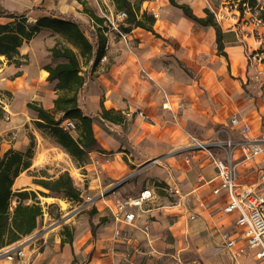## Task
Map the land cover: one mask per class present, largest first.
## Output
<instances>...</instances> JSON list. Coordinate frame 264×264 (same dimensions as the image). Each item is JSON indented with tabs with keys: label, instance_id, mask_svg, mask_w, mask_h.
Here are the masks:
<instances>
[{
	"label": "crops",
	"instance_id": "obj_1",
	"mask_svg": "<svg viewBox=\"0 0 264 264\" xmlns=\"http://www.w3.org/2000/svg\"><path fill=\"white\" fill-rule=\"evenodd\" d=\"M176 1L190 5L198 17L215 7V0ZM87 2L109 20L117 13L112 0ZM0 10L26 13L30 22L43 16L68 17L84 30L95 29L78 0H0ZM143 10L156 16L153 28L159 36L132 27L122 37L112 29L102 60L94 66L91 59L83 67L88 80L79 106L93 117L95 136L105 150L92 151L89 163L81 167L65 152L77 171L72 177L84 202L72 205L67 200L64 207L63 200L33 183L24 171L13 190L48 193L39 198L46 209L34 232L0 249V264H124L131 247L139 248L134 264H264L255 255L258 249L245 248L239 213L224 210L228 191L214 192L221 180L211 152L224 156L223 150L195 147L217 135L239 138L240 130L231 125L238 116L250 125L251 137L263 150L252 160L235 151L237 182L255 186L259 181L264 169V91L261 68L250 66L246 57V42L253 38L245 37L240 25L223 23L224 54L218 49L216 27L194 20L170 0L145 1ZM10 20L0 17V23ZM58 36L44 28L24 42L20 66L0 55V153L10 148L27 152L34 135L30 169L47 161H37L45 146L34 125L37 114L28 104L37 101L47 109L55 105L56 82L48 80L46 65ZM104 110L115 111L124 121L104 118ZM220 129L225 131L218 133ZM144 190H151L152 196L141 206L126 208L135 219H117V202ZM101 191L106 197L85 203ZM225 234L236 239L235 246H226Z\"/></svg>",
	"mask_w": 264,
	"mask_h": 264
},
{
	"label": "trees",
	"instance_id": "obj_2",
	"mask_svg": "<svg viewBox=\"0 0 264 264\" xmlns=\"http://www.w3.org/2000/svg\"><path fill=\"white\" fill-rule=\"evenodd\" d=\"M78 1L93 19L95 29L90 35L72 18L43 16L36 22H30L26 13L0 10V17L11 19L9 22L0 23V55L5 56L10 63L20 66L22 64L20 47L24 42L32 40L42 29L50 28L62 37V40H58L49 49L52 62L46 65L49 72L48 80L56 82L55 105L52 109H47L39 102L32 101L28 106L37 114L34 120L36 128L41 130L43 135L52 138L70 155L74 164L81 167L89 163L92 151H105L95 136L93 117L85 115L79 106V95L88 80V75L83 73L84 65L94 59L95 66L106 54V34L110 31V25L109 19L96 14L87 0ZM112 1L117 13L127 14L124 22L120 24L122 31L127 33L132 27H142L159 36L153 28L156 16L147 10L142 11L143 3L149 0ZM170 2L201 24L214 25L217 30L218 49L224 53L222 28L210 9H206V17H198L190 5L178 3L176 0ZM245 2L251 6L257 5V0H239L241 10ZM103 116L114 122L124 121V117L116 115L113 110H104ZM2 117L3 113L0 111V118ZM67 120H72L75 128H67L65 125ZM30 138L31 146L27 152L10 148L0 153V249L34 232L44 215V206L36 191L13 190L16 179L32 166L36 142L34 135L31 134ZM32 175L33 183L44 187L50 193L74 202H84V194L68 170L58 176L45 175L43 172ZM40 193L49 195L45 192ZM29 199H32V202H27ZM95 228L93 225L94 233ZM65 230L68 232L67 228ZM68 240L69 238H66L64 242Z\"/></svg>",
	"mask_w": 264,
	"mask_h": 264
},
{
	"label": "built area",
	"instance_id": "obj_3",
	"mask_svg": "<svg viewBox=\"0 0 264 264\" xmlns=\"http://www.w3.org/2000/svg\"><path fill=\"white\" fill-rule=\"evenodd\" d=\"M260 1L261 0H257V5L255 6H251L245 2L243 4V10L239 8V5H237L235 9L217 8L214 15L216 21L220 25L223 23H228L230 27H238L240 25L245 37H252L255 39L254 44L246 42V57L250 66L261 68V70H258V75L262 80V89L264 91V35L259 32V28L264 25V17L259 14L258 11ZM246 13H249L250 16L245 17ZM126 16L127 14L125 12H118L114 19L109 20L110 30H117L118 34L122 37L127 36V33L121 30L118 21L125 20ZM231 20H234V22L231 23ZM238 22H241V24ZM107 48L108 41L106 44V49ZM164 107L167 108L168 103H165ZM65 125L67 128H75V124L72 120H67ZM231 125L240 130L239 138H232L230 135L221 138L217 135L213 139L196 142L195 147L210 150L218 147L223 150L224 156L211 152L212 160L217 167V177L221 180L220 186L215 188L214 192L219 193L223 189L228 191L230 200L224 210L227 213L232 211H237L239 213L237 224L238 226L245 227V248H247V250L258 249L255 255L264 263V169L260 170V179L255 186L240 185L237 182L236 166L233 162V156L236 150H241L246 160H252L260 155L263 149L262 146L251 137V127L249 124H242L238 116H233ZM223 131H225V129H220L218 133ZM106 195V191H101L94 196L90 195L86 198L85 203H92L96 199L106 197ZM151 196V190H144L135 198L117 202L115 217L127 221L134 220V213L127 211L126 208L129 205L141 206ZM116 234L118 236L121 235L122 230L118 229ZM230 236L229 234L224 235L227 247L236 245V239ZM126 240L132 242L131 238H126ZM138 251V247L129 248L125 252L124 264H134L135 255ZM18 254L24 255L23 251H19ZM9 258H13V256L10 255ZM114 264H122V262L120 261Z\"/></svg>",
	"mask_w": 264,
	"mask_h": 264
},
{
	"label": "rangeland",
	"instance_id": "obj_4",
	"mask_svg": "<svg viewBox=\"0 0 264 264\" xmlns=\"http://www.w3.org/2000/svg\"><path fill=\"white\" fill-rule=\"evenodd\" d=\"M237 5H239V0H215V7L211 11L214 13L217 10V8L235 9V7ZM258 11H259V14H261L264 17V0H261L259 2ZM248 16H250V14L246 13L245 17H248ZM234 20H231V23H233ZM123 21L124 20H120L118 22L120 24ZM238 23L241 24V22H238ZM85 31L88 35H90L92 32L91 30H88L87 28L85 29ZM259 32H261V34L264 35V25H262L259 28ZM58 40H62V37L60 35L58 36ZM249 41H250L249 43H251V44L255 43L254 38L249 40ZM51 62H52V59L49 60L48 63H51ZM42 135H43V132H42ZM40 139H41L42 144H44V146H45L44 149H42L43 152L41 154V158H42L41 161H43V162L47 161V162L44 164L43 167H35L34 169H30V170L25 171V173H27L30 176V179L32 181H33V175H32L33 173L42 174V172L45 173V175L47 174V175H51V176H58L60 173L68 170L70 172V174L72 173L71 176L72 175L78 176L77 171L72 166L70 158L65 154V151L61 147H59L57 145V143L52 138L43 135V137H41ZM42 144H41V148L43 147ZM14 191L17 192V190H14ZM37 195L39 198L42 196V194L39 191L37 192ZM50 195L53 196L55 199L59 198V199L63 200V201H61V203L64 207H67L69 205L67 203V200H69V199H67L63 196H60V195L52 194V193ZM69 201H71V200H69ZM27 202H32V199L27 200ZM15 204H16V200L13 201V205H15ZM41 204H42V202H41ZM71 204L74 205L75 202L72 201ZM44 208H45V206H44ZM55 213L56 212H54V214Z\"/></svg>",
	"mask_w": 264,
	"mask_h": 264
},
{
	"label": "bare ground",
	"instance_id": "obj_5",
	"mask_svg": "<svg viewBox=\"0 0 264 264\" xmlns=\"http://www.w3.org/2000/svg\"><path fill=\"white\" fill-rule=\"evenodd\" d=\"M66 154V153H65ZM42 160V158H41V155L38 157V160L37 161H41ZM19 181L17 182V185H19Z\"/></svg>",
	"mask_w": 264,
	"mask_h": 264
}]
</instances>
